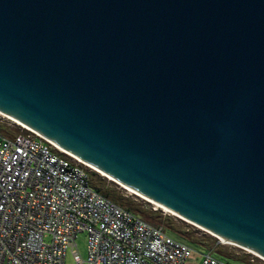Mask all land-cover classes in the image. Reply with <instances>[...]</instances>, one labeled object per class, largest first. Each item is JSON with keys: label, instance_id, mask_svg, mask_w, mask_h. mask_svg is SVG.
Listing matches in <instances>:
<instances>
[{"label": "water", "instance_id": "95a60500", "mask_svg": "<svg viewBox=\"0 0 264 264\" xmlns=\"http://www.w3.org/2000/svg\"><path fill=\"white\" fill-rule=\"evenodd\" d=\"M0 113L264 260V0H0Z\"/></svg>", "mask_w": 264, "mask_h": 264}, {"label": "built area", "instance_id": "2783aa9c", "mask_svg": "<svg viewBox=\"0 0 264 264\" xmlns=\"http://www.w3.org/2000/svg\"><path fill=\"white\" fill-rule=\"evenodd\" d=\"M24 129L0 138V264H66L68 252L75 264H186L196 253L101 195L91 167ZM198 254L199 264H236L215 251Z\"/></svg>", "mask_w": 264, "mask_h": 264}, {"label": "trees", "instance_id": "16d2710c", "mask_svg": "<svg viewBox=\"0 0 264 264\" xmlns=\"http://www.w3.org/2000/svg\"><path fill=\"white\" fill-rule=\"evenodd\" d=\"M89 175L91 186L101 195L119 206L140 215L145 221L157 226H161V224L164 223L166 225L165 229L168 232L178 235L193 245L201 246L207 249L215 248V253L220 256L231 260L233 259L235 261H241L245 264H255V261L249 254L244 253L238 256L235 249H220V245L217 244V239L215 237L205 231L197 229L193 225H190L181 219H177V221L182 224L179 227L175 223V218L166 217L161 213H156L152 210L146 211L142 206L133 205L129 199L126 200L122 197L121 192L118 190V185L111 181L108 182L106 177H99L96 171H89Z\"/></svg>", "mask_w": 264, "mask_h": 264}, {"label": "rangeland", "instance_id": "374dc122", "mask_svg": "<svg viewBox=\"0 0 264 264\" xmlns=\"http://www.w3.org/2000/svg\"><path fill=\"white\" fill-rule=\"evenodd\" d=\"M22 132H26V130L21 125L9 122L8 120L5 119V117L2 114H0V138L4 137V136H8V135L13 137V136L18 135L19 133H22ZM96 173L99 177H105L103 174H101L99 172H96ZM106 179L108 182L111 181L107 177H106ZM111 182H113V181H111ZM115 184L118 185L117 183H115ZM118 190L121 192L122 197L126 200L129 199L133 205L142 206V207H144V209L146 211L152 210L156 213H161L162 215H164L166 217L175 218V223L179 227L182 225L180 222L177 221V219H180V218L175 216L171 212H169L167 210L165 211V209H163V208H157L152 203L146 201L145 199L139 197L138 195H135L134 193L128 191L127 189L123 188L120 185H118ZM161 226H163L164 228L166 227V225L164 223L161 224ZM196 228L199 229L198 227H196ZM169 234L171 236H173L174 238L189 244L196 251V253H194L193 256L186 262V264H199L200 255L198 253H204L205 251H209V250L215 251V248L207 249V248H204L201 246L193 245V244L189 243L188 241H186L185 239L179 237L178 235L173 234L172 232L171 233L169 232ZM215 238L217 239V244L220 245V249H229V250L235 249L237 251L238 256H240L244 253L249 254L253 258V260L255 261V264H264V260L261 257H259L258 255L254 254L248 250L242 249V248H240L236 245H233L231 243L223 242L222 240H220L217 237H215ZM76 243H77V250L79 252L80 258L83 260H86V258H87V236H86V234H84V233L79 234V236L76 239ZM231 261L236 263V264H245L241 261H235L233 259ZM66 264H75V261L69 252L67 253Z\"/></svg>", "mask_w": 264, "mask_h": 264}, {"label": "bare ground", "instance_id": "6f19581e", "mask_svg": "<svg viewBox=\"0 0 264 264\" xmlns=\"http://www.w3.org/2000/svg\"><path fill=\"white\" fill-rule=\"evenodd\" d=\"M1 114V113H0ZM93 169V168H92ZM93 170H95V171H97L96 169H93ZM97 172H99V171H97ZM100 173V172H99ZM166 211V210H165ZM168 211V210H167Z\"/></svg>", "mask_w": 264, "mask_h": 264}]
</instances>
